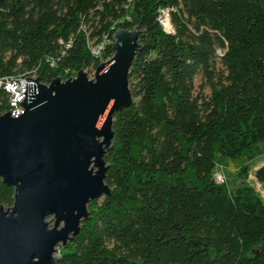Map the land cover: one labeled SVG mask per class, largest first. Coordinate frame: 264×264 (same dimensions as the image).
Returning a JSON list of instances; mask_svg holds the SVG:
<instances>
[{"label": "trees", "instance_id": "1", "mask_svg": "<svg viewBox=\"0 0 264 264\" xmlns=\"http://www.w3.org/2000/svg\"><path fill=\"white\" fill-rule=\"evenodd\" d=\"M119 28H138L144 48L105 155L112 192L55 264H264V200L248 181L264 146V0H0V79L96 69ZM11 110L0 88V115ZM229 162H241L235 188L215 178ZM255 176L264 186V166ZM14 197L0 178V203Z\"/></svg>", "mask_w": 264, "mask_h": 264}, {"label": "water", "instance_id": "2", "mask_svg": "<svg viewBox=\"0 0 264 264\" xmlns=\"http://www.w3.org/2000/svg\"><path fill=\"white\" fill-rule=\"evenodd\" d=\"M113 40L93 78L84 65L49 84L27 77L24 113L0 115V178L15 188L13 206L0 203V264H55L91 219L89 203L111 194L105 155L115 115L134 102L129 74L144 48L138 28H119Z\"/></svg>", "mask_w": 264, "mask_h": 264}, {"label": "rangeland", "instance_id": "3", "mask_svg": "<svg viewBox=\"0 0 264 264\" xmlns=\"http://www.w3.org/2000/svg\"><path fill=\"white\" fill-rule=\"evenodd\" d=\"M217 66L218 68L219 67L222 68L221 63L219 62ZM95 70L96 69L94 68H90L87 70L90 78L94 77ZM194 84H195V94L196 95L202 94L204 97H209L211 95V88L209 87L207 80L204 78L202 74H198L195 77ZM14 115H16V112L14 113ZM261 150L263 152L254 161V168L250 172V177L248 181L251 183V185L256 189L258 194L264 200V186L262 183H260L257 180L255 176V171L261 166H264V146L262 147ZM240 165H241V162H238V163L229 162V163L221 164L216 169V175L221 177V179H223L224 181L229 182L232 188H235L239 186L241 182V179L239 177ZM102 199L103 198H100L99 201H102ZM4 209L7 210V208L5 207ZM53 218L54 216L48 217V221L50 222ZM54 221H55V218L50 222L51 227L54 225Z\"/></svg>", "mask_w": 264, "mask_h": 264}, {"label": "built area", "instance_id": "4", "mask_svg": "<svg viewBox=\"0 0 264 264\" xmlns=\"http://www.w3.org/2000/svg\"><path fill=\"white\" fill-rule=\"evenodd\" d=\"M159 21L167 32H174L170 8L160 10ZM89 46L96 57H101L104 50V43L94 45L89 42ZM26 78L27 77L16 78L13 76H7L0 79V88H3L8 94L9 108H13L15 112H20V110L24 108L20 103L25 99L27 86ZM215 178L218 182H224V180L217 175H215Z\"/></svg>", "mask_w": 264, "mask_h": 264}, {"label": "bare ground", "instance_id": "5", "mask_svg": "<svg viewBox=\"0 0 264 264\" xmlns=\"http://www.w3.org/2000/svg\"><path fill=\"white\" fill-rule=\"evenodd\" d=\"M24 77H30V78H32L33 80H35L36 78L35 77H32V76H19V77H16V78H24ZM24 111H25V109L24 108H22L21 110H20V112H16V115H14V113L13 112H11V115L13 116V117H19L22 113H24Z\"/></svg>", "mask_w": 264, "mask_h": 264}]
</instances>
